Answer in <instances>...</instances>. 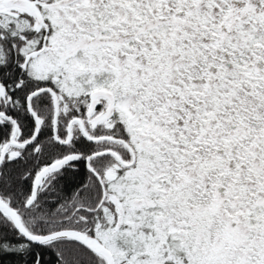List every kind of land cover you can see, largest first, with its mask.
Returning <instances> with one entry per match:
<instances>
[{"label": "snow or ice", "instance_id": "obj_1", "mask_svg": "<svg viewBox=\"0 0 264 264\" xmlns=\"http://www.w3.org/2000/svg\"><path fill=\"white\" fill-rule=\"evenodd\" d=\"M0 264H264V0H0Z\"/></svg>", "mask_w": 264, "mask_h": 264}]
</instances>
